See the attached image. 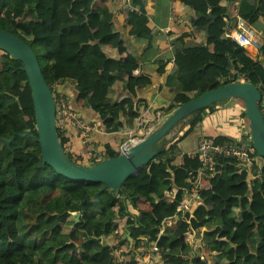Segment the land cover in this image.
Wrapping results in <instances>:
<instances>
[{
  "label": "trees",
  "instance_id": "16d2710c",
  "mask_svg": "<svg viewBox=\"0 0 264 264\" xmlns=\"http://www.w3.org/2000/svg\"><path fill=\"white\" fill-rule=\"evenodd\" d=\"M179 1L195 11L208 4L216 20L201 14L194 25L209 24L206 42L176 47L175 69L164 84L169 93L164 114L207 90L244 81L259 89L264 117L261 59L246 62L245 49L224 37L219 22L227 3L236 2V15L254 26L264 0ZM32 12L36 20L29 18ZM147 21L146 14L128 10L123 35L110 9L96 5L95 0H0V28L33 48L51 89L56 82L75 80L82 105L93 109L109 132L121 117L133 123L138 112L128 107L152 83L149 75L134 74L145 58L138 53L135 38L148 32ZM107 45L124 54L100 61L98 51ZM21 67V61L0 50V137L4 139L13 131L35 134L31 91ZM163 71L164 64L158 72ZM117 83L131 97L116 100ZM228 100L182 118L178 122L186 121L182 134L172 139L163 136L156 142L154 158L121 185L118 196L106 189L100 193L101 203L86 201L83 212L81 200L88 196L92 201L101 183L71 180L47 164H37L40 145L30 136L16 135L9 145L0 140V264H120L110 237L116 229L119 249L129 256L123 264H137L136 249L142 240H155L163 249L162 264H264V157L256 151L245 169L235 157L216 155L192 213L177 209L201 166L197 156L190 154H183L180 164L173 163L180 155L179 141ZM241 116L247 118L245 107ZM58 134L65 144L66 136ZM209 137L214 143L236 141L223 134ZM105 150L104 158L118 155L108 145ZM168 191H172L170 196ZM142 202L147 208L139 207ZM128 205L136 212L129 213ZM123 217L126 221L121 223ZM126 231L132 238L131 247ZM189 233H194L202 248L188 240Z\"/></svg>",
  "mask_w": 264,
  "mask_h": 264
},
{
  "label": "crops",
  "instance_id": "0c3cea01",
  "mask_svg": "<svg viewBox=\"0 0 264 264\" xmlns=\"http://www.w3.org/2000/svg\"><path fill=\"white\" fill-rule=\"evenodd\" d=\"M127 0H95L98 6H107L113 13V22L117 30L125 34V21L128 17V10L125 8ZM129 1V0H128ZM132 1V0H130ZM258 2V1H257ZM225 3V2H223ZM135 11L144 13L148 17L147 26L149 30L140 38H135L138 46V53L145 56L134 74H147L152 79V83L133 97V105L128 107L129 110L138 112L132 124H128L121 117L119 125L113 131L105 130L102 125L100 116L90 107L83 106L79 99V93L76 89V81L67 79L60 82V86L65 91L69 104L77 110L84 118L99 123L100 130L91 133V143L97 149H105L110 146L113 150L130 134H142L147 127L158 122V126L169 115H165L163 108L168 104L169 93L164 87L166 76L175 69L174 53L177 46H194L200 42L205 43L207 34L204 26H195L196 19L201 14L208 15L210 7L208 4H202L197 11L183 4L179 0H139L134 5ZM261 15L254 24V27L264 35V3L260 5ZM236 16V2L227 3V12L219 19L221 25L234 26ZM29 18L36 20L35 13L29 14ZM182 18V21H179ZM216 20V19H215ZM231 23V25H229ZM244 60L250 61L256 58L261 59L264 67V52L259 50L245 49ZM105 54H104V53ZM103 52L98 51L100 61L105 60L106 56L118 58L124 53L119 52L110 45H107ZM164 64L163 73L158 72L161 65ZM116 100L123 97H131L130 93L125 91L120 83L115 86ZM236 99H229L217 106V108L207 115L199 124L200 131L195 142L191 145L185 144L184 138L179 141L180 155L176 157L174 164H180L183 154L195 155L198 138L204 136H214L223 134L234 140L244 139L250 134L249 120L241 116V108ZM138 104V109L136 105ZM264 108V100L262 103ZM157 126V127H158ZM197 126V127H198ZM186 125L184 126V128ZM196 127V128H197ZM183 128V129H184ZM183 129L173 134L170 138H176L182 134ZM195 129V128H194ZM193 129V130H194ZM118 140H120L118 142ZM71 142V141H70ZM185 144V148L182 147ZM73 149H81V141L77 135L72 136L71 142ZM83 162V161H81ZM89 163L87 161H84ZM83 163V164H86ZM142 205L146 204L144 202ZM139 207H143L142 205ZM147 208V204H146ZM136 212V209H134ZM127 255H123L126 258ZM264 261V259H263Z\"/></svg>",
  "mask_w": 264,
  "mask_h": 264
},
{
  "label": "water",
  "instance_id": "95a60500",
  "mask_svg": "<svg viewBox=\"0 0 264 264\" xmlns=\"http://www.w3.org/2000/svg\"><path fill=\"white\" fill-rule=\"evenodd\" d=\"M209 17L212 21L216 19V16L212 14H209ZM208 26L209 24L204 26L206 34ZM0 50L5 51L12 60L22 62L21 69L27 75L35 116V134L13 131L9 139L0 137V140L9 145L16 135L30 136L40 145V161L37 164H47L71 180L101 183L102 187L95 192L92 201L88 196L81 200L79 205L81 212H83V203L86 201L99 205L100 193L106 189H110L114 196H118L121 185L129 177L137 175L142 166L154 158L157 153L154 144L166 136L175 124L193 111L220 100L231 98L243 100L249 120L251 143L257 154L264 157V117L259 108L262 95L254 84L236 81L207 90L196 98L182 102L154 131L144 135L126 153H118L116 156L86 164L78 163L64 150L56 127L52 89L45 80L33 48L13 32L0 28ZM78 215L77 213L76 220L79 219ZM126 235L131 247L132 238L128 231Z\"/></svg>",
  "mask_w": 264,
  "mask_h": 264
},
{
  "label": "built area",
  "instance_id": "2783aa9c",
  "mask_svg": "<svg viewBox=\"0 0 264 264\" xmlns=\"http://www.w3.org/2000/svg\"><path fill=\"white\" fill-rule=\"evenodd\" d=\"M127 10H135L131 1L127 0L125 4ZM182 21V18H179ZM224 37L229 38L244 49L260 50V47L264 40V35L261 31H258L254 26L250 25L244 18L239 15L235 16L234 26H225ZM52 93L55 103V121L58 132L60 131L66 136L67 141L64 146V150L67 154H70L78 163L81 161L92 162L100 160L106 156L105 149H97L91 143V133L93 131H99V123L90 121L84 118L77 110H75L68 102L65 91L60 86V82H56L53 85ZM158 122L150 124L142 134H130L115 148L118 153H126L128 149L139 141L144 135L154 131ZM77 135L81 141V149H73L71 142L72 136ZM71 141V142H70ZM255 148L251 143L250 134L244 139H239L231 143H214L210 137L200 135L198 138L197 148L195 155L200 162V168L196 175L190 179V187L183 194L182 199L178 203L177 209L181 210L184 214H191L194 207L197 204L198 191L204 183L207 182V174L214 168V159L216 155L232 156L239 160L243 169L250 166L255 153ZM170 196L172 191L167 192ZM112 238L111 245L113 246V254L117 256V261L123 264L122 247L118 246L119 231L116 229L110 235ZM191 237L192 240H191ZM188 240L200 249L203 244L197 240L194 241V233H189ZM162 248L157 242L140 241L139 246L136 249V262L137 264H162ZM125 256V255H124Z\"/></svg>",
  "mask_w": 264,
  "mask_h": 264
},
{
  "label": "rangeland",
  "instance_id": "374dc122",
  "mask_svg": "<svg viewBox=\"0 0 264 264\" xmlns=\"http://www.w3.org/2000/svg\"><path fill=\"white\" fill-rule=\"evenodd\" d=\"M36 52L40 55L41 53H42V51H41V49L40 48H36ZM236 100H238L237 102H238V104H239V106L241 107V108H244V102H243V100H241V99H236ZM186 125V121H182V122H180V123H178V124H176L170 131H169V133H167V135L165 136L166 138H170L173 134H176L178 131H180L181 132V130L184 128V126ZM199 131H200V127L198 126L197 128H195L193 131H191V133L184 139V142H185V144H189V145H191V144H193L194 142H195V140H196V138H197V135H198V133H199ZM120 140H118V142H119ZM185 144H182V147H184L185 148ZM263 162H264V159H263ZM82 164L83 163H86V162H81ZM142 205V204H141ZM143 207H141V208H146V204H144V205H142ZM128 211H129V213H132V212H134L135 210H134V208L132 207V206H130V205H128ZM124 221H126V217H123V218H121L120 219V222L121 223H123ZM192 238L193 237H191V240H192ZM194 241L195 242H197V239L195 238V236H194ZM129 256L127 255L126 256V258H128Z\"/></svg>",
  "mask_w": 264,
  "mask_h": 264
}]
</instances>
